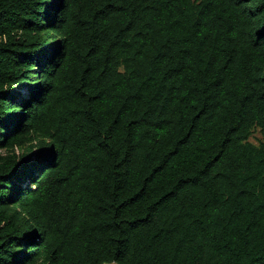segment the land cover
I'll list each match as a JSON object with an SVG mask.
<instances>
[{"label": "trees", "instance_id": "trees-1", "mask_svg": "<svg viewBox=\"0 0 264 264\" xmlns=\"http://www.w3.org/2000/svg\"><path fill=\"white\" fill-rule=\"evenodd\" d=\"M0 264H264V0H0Z\"/></svg>", "mask_w": 264, "mask_h": 264}, {"label": "rangeland", "instance_id": "rangeland-1", "mask_svg": "<svg viewBox=\"0 0 264 264\" xmlns=\"http://www.w3.org/2000/svg\"><path fill=\"white\" fill-rule=\"evenodd\" d=\"M261 136L258 132V130H254L249 138V142H251L254 145L258 144V141L260 140Z\"/></svg>", "mask_w": 264, "mask_h": 264}]
</instances>
